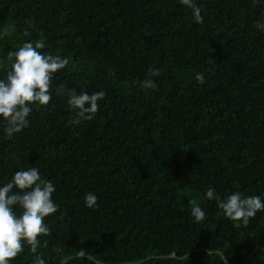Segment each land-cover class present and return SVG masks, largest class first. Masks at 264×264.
Instances as JSON below:
<instances>
[{"label":"trees","instance_id":"16d2710c","mask_svg":"<svg viewBox=\"0 0 264 264\" xmlns=\"http://www.w3.org/2000/svg\"><path fill=\"white\" fill-rule=\"evenodd\" d=\"M195 3L202 23L180 0H0V30L15 29L0 38V80L25 42L69 61L27 128L7 140L0 118V187L36 167L58 205L37 253L25 245L10 264H264V210L237 228L205 195L264 201V0ZM149 69L154 90L140 87ZM61 84L105 92L91 121L68 123Z\"/></svg>","mask_w":264,"mask_h":264},{"label":"clouds","instance_id":"9594fccd","mask_svg":"<svg viewBox=\"0 0 264 264\" xmlns=\"http://www.w3.org/2000/svg\"><path fill=\"white\" fill-rule=\"evenodd\" d=\"M180 3L191 9L196 23H202L201 9L195 0H180ZM33 27L31 20L26 21L23 35L29 36V29ZM256 27L264 31V21L257 22ZM14 30V26L3 28L0 30V38L7 37ZM45 47V40L41 38L35 42H25L18 49L7 53L11 67L6 79L0 80V118L5 122L3 131L7 140L29 126L28 117L33 110L32 105L44 106L50 102L53 74L69 63L68 59L59 55L53 56L41 51ZM160 75V69H149V76L140 82V87L156 89L157 84L152 77ZM195 79L203 84L206 78L202 73H197ZM55 91L58 95L68 97V108L74 113L68 121L71 125L91 121L99 110L98 102L105 96L103 91L77 94L75 89H66L62 84ZM55 190L54 184L42 178L36 167L15 172L11 181L0 187V264H10L24 251L25 245L29 246L31 253H37L41 243L39 238L48 236L51 231L45 224V218L58 211V205L52 199ZM205 195L208 200L217 202L224 216L233 221V226L237 228L246 226L257 212L264 210V201L260 196H243L240 192H233L222 199L211 187ZM191 203V216L195 222L203 221L205 212L194 200ZM85 205L88 208L97 207V196L87 193ZM56 251L60 252L61 249L57 248ZM85 256L86 251L80 249L77 257ZM171 258H175V253ZM33 264H45V260L37 254ZM222 264H228L226 256H222Z\"/></svg>","mask_w":264,"mask_h":264}]
</instances>
